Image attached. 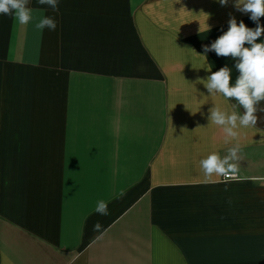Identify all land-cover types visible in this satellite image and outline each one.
Wrapping results in <instances>:
<instances>
[{"label": "crops", "instance_id": "0c3cea01", "mask_svg": "<svg viewBox=\"0 0 264 264\" xmlns=\"http://www.w3.org/2000/svg\"><path fill=\"white\" fill-rule=\"evenodd\" d=\"M235 4L30 0L43 32L0 14V264H264V111L225 144L209 109H244L197 82L235 83L203 52L232 17L256 27ZM235 143L237 174L206 181Z\"/></svg>", "mask_w": 264, "mask_h": 264}, {"label": "clouds", "instance_id": "9594fccd", "mask_svg": "<svg viewBox=\"0 0 264 264\" xmlns=\"http://www.w3.org/2000/svg\"><path fill=\"white\" fill-rule=\"evenodd\" d=\"M39 5L47 6L53 12L59 11V0H37ZM225 6L228 0H218ZM30 0H0V14L7 15L17 20L21 25L32 24L34 30L43 32L45 29L55 31L57 23L53 17L40 15L34 16L33 9L28 5ZM235 7L238 11L250 13V19L256 27L249 28L243 21L237 23L235 17L228 21V30L223 32L211 45H205L204 55L215 52L217 56L231 57L236 63L235 69L239 73L235 83L231 82V69L225 65L212 72L202 82L208 93L212 96L222 95L226 100L234 99L243 109V114L235 111L229 112L219 106L209 109L207 119L210 123L222 129L225 144L238 139L239 129L256 126L258 122V105L264 101V40L257 42L264 36V25L260 18L264 17V0H236ZM207 15V14H206ZM248 45L247 47L245 45ZM240 144L235 143L228 150V154L221 157L218 152H212L199 161L200 169L205 180L214 175L229 177L238 172ZM96 213L108 215V205L105 201L97 202ZM101 224L93 226L94 231H100Z\"/></svg>", "mask_w": 264, "mask_h": 264}, {"label": "built area", "instance_id": "2783aa9c", "mask_svg": "<svg viewBox=\"0 0 264 264\" xmlns=\"http://www.w3.org/2000/svg\"><path fill=\"white\" fill-rule=\"evenodd\" d=\"M226 179H228V178H231L230 176L229 177H225Z\"/></svg>", "mask_w": 264, "mask_h": 264}]
</instances>
